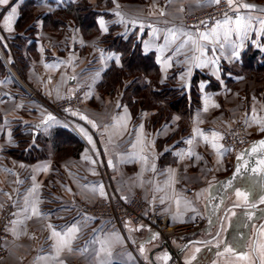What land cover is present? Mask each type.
I'll return each mask as SVG.
<instances>
[{"label": "crops", "instance_id": "obj_1", "mask_svg": "<svg viewBox=\"0 0 264 264\" xmlns=\"http://www.w3.org/2000/svg\"><path fill=\"white\" fill-rule=\"evenodd\" d=\"M80 1L10 0L8 5H0V214L8 202H13L15 221H22L16 233L11 230L13 225L9 226L10 238L6 246L10 253L3 264H58L52 259L55 253L48 226L62 231L74 223L80 226L81 231L74 241V250L61 254L65 264H99L100 260H109L110 264H165L164 260L158 259L165 253L170 257L166 264H186L196 248L201 251L192 264H243L232 254L217 253H223L225 244L234 245L237 252L248 251L247 244L255 237L258 224L264 218L263 207L257 210L232 209L227 215L233 211L237 215L230 223L225 220L227 230L222 233L223 243L219 248L216 247V239L211 243L186 244L193 239L206 241L213 238L218 232L221 214L237 203L234 189L246 191L248 183L253 180L246 177L232 181L231 188L227 186L237 162L249 146L232 158L224 148L223 135L237 122L243 121L254 141L264 136L261 126L256 123V120L264 121V77L239 73L246 53H264V31L260 25V19H264V0H236L237 4L255 6L251 11L241 9L242 15L253 17L254 27L243 39L240 56L231 55L233 46L241 43L235 33L222 50L219 44L201 41L206 47V58L216 60L215 64L209 63L203 68L192 62V57L199 53L194 51L191 43L180 52L176 49L187 39L183 33L197 38L200 32H208L215 27V24L207 30L189 27L184 21L186 14L211 7L214 4L211 0H111V4L104 0L101 5L97 0H90L100 13L98 32L91 37L71 22L58 28L48 25L47 18L57 10ZM13 6L17 8V19L9 32L4 28L3 16ZM117 12L124 17L125 23L118 22ZM101 18L107 32L100 28ZM132 20L137 23H130ZM153 29H157L155 34ZM169 29L177 31L178 36L174 43L165 45ZM110 34L124 41L133 38L140 44L144 55L153 56L160 70L161 84L187 92L189 99L192 90L197 91L200 103L188 118L173 112L168 119L155 124L156 111L150 107L138 110L135 116L128 104L130 93L122 92L117 98L102 93L100 88L106 71L113 65L122 66V54L108 49L104 43V37ZM14 43L19 44L24 58V75L40 88L48 100L65 99L78 87L88 86L86 106L79 112H73L76 115H71L74 126L54 115L47 104L37 106L25 97L9 70V62L13 65L18 63ZM116 57H119V64ZM145 80L148 81L147 78ZM49 115L55 117V121L44 123ZM81 116L93 120L97 127H92ZM120 117L125 118L123 123L126 127L121 126ZM19 127L24 132L38 131L34 141L55 127H69L83 142L84 149L79 157L63 160L56 159L52 153L36 162L16 159L8 151L18 147L14 131ZM81 128L88 132L93 143L88 142ZM194 129H199L210 140L211 133H217L220 138L215 142L222 145L221 154L218 155L199 135L189 145L186 141L193 138ZM137 136H140L142 144L133 148ZM137 153L148 157L147 164L134 155ZM152 164H155L154 172ZM259 182L260 177L250 201L258 202L264 192ZM34 184L38 188L29 196ZM209 185L214 186L212 199H208L209 193L205 191ZM100 186H103L107 198L100 196ZM158 188L163 191H157ZM114 190L121 198H126L124 200L141 194L147 202L148 213H161L171 226L204 220L206 228L173 237L169 246L149 223L128 221L122 226L111 225L76 212L79 202L108 200ZM26 196L30 203L37 202L38 216L32 215L30 208L28 212L24 211ZM161 197H164L163 203L160 202ZM176 199L181 200L179 211ZM185 202H188V207H185ZM248 211L255 213L251 221L246 216ZM105 240L110 242L112 256L109 258L102 253L99 257L94 256L93 253L100 248L99 241ZM85 248L88 251H83ZM179 251L180 254H175Z\"/></svg>", "mask_w": 264, "mask_h": 264}, {"label": "trees", "instance_id": "obj_2", "mask_svg": "<svg viewBox=\"0 0 264 264\" xmlns=\"http://www.w3.org/2000/svg\"><path fill=\"white\" fill-rule=\"evenodd\" d=\"M97 1L98 5L104 2V0ZM106 2L112 3L111 0ZM99 15V11L90 0H81L60 8L47 18V22L50 27L58 28L64 26L67 20H73L89 37L91 33L98 32ZM104 43L107 44L108 49L122 54V66L113 65L106 71L101 89L105 92H114L125 76H134L135 79L127 90L130 93L128 104L135 114L142 108L150 107L156 111L154 123L158 124L159 121L168 119L173 112L188 118L191 111L199 106L200 96L196 90H192L189 99L187 92L160 83V70L154 57L144 55L140 44L133 38L124 41L110 34L104 37ZM14 49L19 64L24 68V58L20 53L19 44L16 43ZM242 61L243 69L239 73L258 78L264 77V53L251 51L245 54ZM146 78L148 81L145 80ZM196 81L194 80V83ZM138 99L141 101H137ZM14 136L18 141V147L8 152L12 157L25 162H36L49 157L50 153L57 156L59 154L60 157L69 155L79 157L84 149L83 142L69 128L64 127H55L43 137H38L36 141L33 132H24L21 127L14 131Z\"/></svg>", "mask_w": 264, "mask_h": 264}, {"label": "snow or ice", "instance_id": "obj_3", "mask_svg": "<svg viewBox=\"0 0 264 264\" xmlns=\"http://www.w3.org/2000/svg\"><path fill=\"white\" fill-rule=\"evenodd\" d=\"M10 0H0V5H8ZM212 3L219 4L220 0H211ZM227 3L230 8L233 9L234 16H229L227 13H225V18L223 21H216L215 27L211 28L210 31L208 32H200L198 34L197 38H194L190 33H183L184 36L187 37L179 45V47L176 49L177 52H180L182 48H184L186 45L189 43L192 44L193 49L195 52H198V56H193L192 57V62L195 64L196 67H206L208 66L209 63L215 64L216 60L215 59H207V51L206 47L204 44L201 43V41L210 43L212 45H217L219 44L220 49L222 50L224 48L225 43H229L232 35L235 33L241 40L240 44L234 45L232 48L231 55L232 57L239 58L240 56V51L239 49L243 46L242 42L243 39L247 37L248 32L253 29V17L251 15H242L241 14V9L249 10L251 11L252 9L255 8L254 5H250L247 3H236V0H227ZM164 13H161L163 15ZM116 15L120 17V20L118 22L120 23H125L124 17L117 12ZM17 19V8L15 6L11 7V10L7 13V15L3 16V22H4V28L7 31H12L13 30V25L15 23V20ZM132 24H136L137 21L132 20L130 21ZM203 23V22H202ZM99 25L100 28L103 32H107V26L105 24V21L101 18L99 20ZM260 25H261V31H264V19H260ZM141 27H143V24L141 23ZM157 32V29H153V34ZM178 33L177 31H174L172 29L168 30L167 35L165 36V45H167L170 42H175L177 39ZM147 48V44L145 45ZM213 52L216 51L215 47H213ZM163 51V49H161ZM112 57H109L111 59ZM116 62L119 64V57H116ZM170 66V65H167ZM97 77L99 76V73L96 74ZM189 75H190V70H189ZM75 79V77H72ZM203 87V86H201ZM119 107V105H117ZM205 111H207V101H206V107ZM125 113H127V109L125 108ZM73 115H76V113H73ZM81 119L86 120L87 123L91 124L92 127H97L96 123L93 120L88 119L86 116H81ZM255 119V118H254ZM125 120L124 117H120L119 121L121 122L122 127H126V124L123 123ZM48 121H55V117L49 115L44 123H47ZM256 123H258L261 127L260 130L264 131V121L261 120H256ZM142 130V126H141ZM81 133L88 139V142L91 144L93 143L92 137L88 134V132L84 129H80ZM196 135L201 136L205 142L210 143L211 147L217 151V154H221V149L222 145H219L215 141L219 139L220 137L218 136L217 133L213 132L211 133V140L209 139V136L205 135L203 132H201L199 129H194V136L192 139L187 140L186 142L191 145L196 137ZM138 144H142V140L140 136H137L136 143L132 145L133 148H136ZM251 153L252 154H257L259 155V159L256 161V166L249 168L247 161H245L243 168L244 171H250L253 176H259L260 177V187L264 188V140L259 141L257 144H254L251 148ZM191 155V151L188 153ZM138 155L139 159L145 162L147 164L148 162V157L146 155ZM85 159H88L86 156ZM242 159V157H240ZM111 161H109V165L111 166ZM46 170V169H44ZM151 170L154 172L155 171V164L151 165ZM241 171V168H237V174H239ZM33 180H35V177H33ZM228 187H232V181H228ZM257 186V182L255 180H252L248 183V187L246 191H242L240 188H235V195L237 197V203L235 204V207H248L250 209H255L257 207V202L256 201H250V196L251 194L255 191ZM214 187L213 185H209V188L206 189L209 193L208 199H212V193L211 189ZM38 188V185H33L32 189L29 192V196H31L33 193L36 192ZM93 192L96 191L95 188L92 189ZM157 191H163V189H157ZM99 194L102 197H106V193L103 190V186H100L99 188ZM126 199V198H124ZM160 202H164V197L160 198ZM35 201L31 202L29 201L28 196L24 198V204L25 208L24 211L28 212L29 208L32 212V215H39V211L36 207ZM177 209L179 211L180 205H181V200L176 199L175 200ZM258 203L261 205H264V192H262L259 196ZM188 202H185V207H188ZM192 211H195V209H191ZM264 211V210H262ZM237 214L233 211L231 212V215H226L225 220L228 221L229 223L231 222L232 217L236 216ZM255 213L252 211H248L246 213L247 219L251 221L254 217ZM30 218V217H26ZM176 217H174L175 219ZM13 227L12 231L13 233H16L18 230V227L22 224V221H11ZM49 229L51 230V235L49 239L52 240V249L55 253V255L52 257V259L57 260L58 264H65L64 260L61 259V254L64 252H69L71 253L74 248L73 244L74 241L77 239L79 232L81 231V228L77 224H72L71 226L67 227L65 230L58 231L56 230L52 225L48 226ZM142 227V226H141ZM227 230L225 224L221 222L220 224V230L216 233V247L219 248L221 246L222 241V233ZM158 236V234H156ZM117 240H119V237H115ZM97 241H93V243H96ZM100 243V248L97 252H94L93 255L99 257L100 254H104L107 257L112 256V251H111V246L110 242L105 240V241H99ZM211 243V242H208ZM248 251H241L237 252L234 245H229L225 244L223 253H217L218 255H223V254H232L235 256L237 261L243 262V264H264V224L260 225L259 230L257 231L255 237L247 244ZM83 251H88L87 248L83 249ZM201 251L200 248H196L195 251L193 252L192 256L190 259L186 261V264H192L193 261L197 259V253ZM140 252L143 254L144 248L143 246L140 247ZM41 259H47L46 257H42ZM158 259H162L165 261V264L170 257L168 256L167 253H165L162 257H159ZM99 264H110L109 260H100Z\"/></svg>", "mask_w": 264, "mask_h": 264}, {"label": "built area", "instance_id": "obj_4", "mask_svg": "<svg viewBox=\"0 0 264 264\" xmlns=\"http://www.w3.org/2000/svg\"><path fill=\"white\" fill-rule=\"evenodd\" d=\"M225 13L229 16H234L233 9L229 7L227 0H220L219 4L214 3L203 12L188 14L184 21L189 27L207 30L211 28L216 21L225 17ZM27 91L31 97H35V94L31 90L28 89ZM74 102L73 100H65L53 108L52 111L55 115L64 119L66 123L69 124L67 118L63 116L65 115L63 111L73 106ZM253 141L254 138L249 134L245 124L238 126L237 130L224 132L223 135L224 148L232 158L237 157L240 151L253 143ZM79 209L93 217H104L112 224L118 226H122L128 221L135 224L143 222L149 223L160 232L168 245L173 237H182L191 233H196L205 227L204 220L187 225H169L167 217L160 214L157 215L156 213L148 214L147 203L140 194L135 195L130 200H124L118 196L115 200L111 199L108 200L106 204H101V208L98 210L88 206L78 207V210ZM14 220L15 214L12 205L9 204L0 215V264H2L3 260L9 255V248L6 246V241L10 237L8 231L9 226L12 224L11 221Z\"/></svg>", "mask_w": 264, "mask_h": 264}, {"label": "rangeland", "instance_id": "obj_5", "mask_svg": "<svg viewBox=\"0 0 264 264\" xmlns=\"http://www.w3.org/2000/svg\"><path fill=\"white\" fill-rule=\"evenodd\" d=\"M207 10V9H205ZM205 10H202V11H198V12H192V13H188V14H197L199 12H203ZM186 14V16L188 15ZM185 16V17H186ZM73 23L77 26V28H79V26L77 25L76 22H74L73 20H67L66 21V24L67 23ZM96 35V33H91L90 34V37L91 36H94ZM7 59V58H6ZM17 59V58H16ZM9 64V70L12 72L13 76L15 77L16 81L19 83V86L21 87L22 91L25 93V97L28 99V101L34 103V105H43V104H47V106L49 107L50 111L53 113V108H55L56 106H58L61 102L65 101V100H73L75 101L73 103V106H71L69 109H67L66 111H63L65 113L64 118H67V121L72 125L74 126L73 122L71 121V115L73 112H79L80 110H82L85 106H86V100H87V94H88V86L87 85H82L80 87H78L70 96H68L67 98L65 99H62V100H59V101H56V100H48L46 97H44L42 91L40 90V88L34 84V83H31L27 78L26 76L24 75V68L19 64V62L17 63V65H13L11 62L8 63ZM132 78H135L134 76L133 77H130V76H125L120 84V86L118 88L115 89L114 92H110V91H103V89H101L102 93L104 95H107V96H110L112 98H117L119 97V95L122 93V92H128V88L130 87L131 84H127V82L129 80H131ZM134 81V80H133ZM31 90L34 94H35V97H31V95L29 94V92L27 90ZM131 108V107H130ZM140 109V108H139ZM132 110V108H131ZM133 111V110H132ZM134 113V111H133ZM54 114V113H53ZM135 114V113H134ZM55 115V114H54ZM57 116V115H56ZM136 116V114H135ZM58 117V116H57ZM60 118V117H58ZM62 119V118H61ZM64 122L65 120L62 119ZM242 124H245V126L247 127V130L249 132V129H248V126L246 123H244L243 121H239L237 122L233 128H231L230 130H227L226 132L228 131H231V130H237L238 126L242 125ZM69 128V127H68ZM70 129V128H69ZM71 130V129H70ZM72 131V130H71ZM249 134L251 135V133L249 132ZM252 136V135H251ZM254 138V137H253ZM72 155H69V156H64V157H60L59 154L58 156L57 155H54V157L58 160H63L65 158H68V157H71ZM232 159V158H231ZM114 192L112 194V196L108 199V200H115L119 195L117 194L116 190L112 191ZM138 195V194H137ZM141 195V194H140ZM108 200H103V201H97L95 203H88V202H85V201H81L78 203V207H81V206H88V207H93L94 209H100L101 208V204H106ZM147 203V202H146ZM12 205V208H13V211H14V214H15V219H16V210H15V206L13 204V202H8L3 210L6 208L7 205ZM78 207H77V210L76 212H80V213H84L82 212L80 209L78 210ZM2 210V211H3ZM2 213V212H1ZM153 213H156L157 215L160 214L162 215L161 213H158V212H153ZM85 215H89L87 213H84ZM148 214H151V213H148ZM1 215V214H0ZM91 216V215H89ZM164 216V215H163ZM93 217V216H92ZM98 220H101V221H104L106 223H109L111 225H114L112 224L109 220H107L106 218H97V217H94ZM15 221V220H14ZM9 231V229H8ZM10 238V237H9ZM8 247V246H7ZM9 253H10V250H9ZM7 258V257H6ZM5 258V259H6ZM5 259L3 260L2 264L4 263Z\"/></svg>", "mask_w": 264, "mask_h": 264}, {"label": "water", "instance_id": "obj_6", "mask_svg": "<svg viewBox=\"0 0 264 264\" xmlns=\"http://www.w3.org/2000/svg\"><path fill=\"white\" fill-rule=\"evenodd\" d=\"M39 133H38V131H34V135H35V137L38 135ZM262 140H264V136L262 137V138H260V139H258V140H256V141H254L253 143H251L250 145H248L249 147L247 148V150L245 151V153H244V156L242 157V159H239V161L237 162V164H236V167H235V169H234V171H233V174L231 175V177L228 179L229 181L231 180V181H234V180H240V179H243V178H252L253 180H255L256 182H257V180H258V178H259V176H253V174L250 172V171H244V168H243V165H244V163H245V161H247V164H248V167L249 168H252V167H255L256 166V161L259 159V155H257V154H252L251 153V148H252V146L254 145V144H257L259 141H262ZM238 167H240L241 168V171H240V173L239 174H237V168ZM264 208V205H261V204H259L258 202H257V207L255 208V209H252V210H257V209H259V208ZM232 209H247V210H249L250 208H248V207H235V205H232V206H229V207H227L225 210H224V212H223V214H221L222 216H221V219H220V221H219V228H218V231L220 230V224H221V222H225V216L232 210ZM262 224H264V218H263V220L258 224V230H259V227H260V225H262ZM206 228V224H205V227H204V229ZM199 232V231H198ZM197 233V232H196ZM216 239V235L213 237V238H210L209 240H204V241H201V240H198V239H193V240H190L187 244H186V246H189L190 244H192V243H207V242H212V241H214ZM167 243V242H166ZM181 253V251H179V252H175V254H180Z\"/></svg>", "mask_w": 264, "mask_h": 264}]
</instances>
